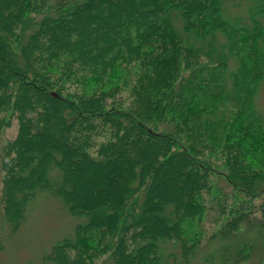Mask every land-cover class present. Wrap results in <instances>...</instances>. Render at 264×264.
I'll use <instances>...</instances> for the list:
<instances>
[{
    "label": "trees",
    "instance_id": "16d2710c",
    "mask_svg": "<svg viewBox=\"0 0 264 264\" xmlns=\"http://www.w3.org/2000/svg\"><path fill=\"white\" fill-rule=\"evenodd\" d=\"M264 0H0V209L70 227L49 264H264Z\"/></svg>",
    "mask_w": 264,
    "mask_h": 264
},
{
    "label": "rangeland",
    "instance_id": "374dc122",
    "mask_svg": "<svg viewBox=\"0 0 264 264\" xmlns=\"http://www.w3.org/2000/svg\"><path fill=\"white\" fill-rule=\"evenodd\" d=\"M257 108L264 115V83L260 87ZM15 131L16 121L13 120L0 133V147L14 136ZM2 174L0 169V188ZM60 206L54 197L40 195L30 206L25 220L14 231L9 229L0 209V264H49L45 262L44 254L70 227V219Z\"/></svg>",
    "mask_w": 264,
    "mask_h": 264
}]
</instances>
